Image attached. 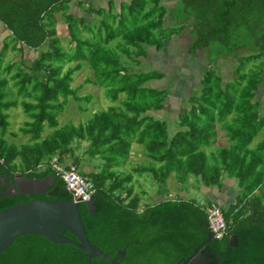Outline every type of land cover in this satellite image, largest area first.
I'll return each instance as SVG.
<instances>
[{
    "label": "trees",
    "instance_id": "obj_1",
    "mask_svg": "<svg viewBox=\"0 0 264 264\" xmlns=\"http://www.w3.org/2000/svg\"><path fill=\"white\" fill-rule=\"evenodd\" d=\"M71 1L0 0V25L8 34L0 46V211L32 199L54 200L45 195L4 198V179L50 177L49 190L57 187V199L69 200L50 161L57 158L78 169L97 160L91 171L80 173L93 183L95 209L89 214L81 202L78 210L90 244L110 258L127 247L117 264H181L196 248L204 264H264V110L256 99L264 81V0H175L182 17L174 14V24L167 27L166 16L173 10L164 0L123 1L117 12L113 2L108 9L88 5L86 16L69 13ZM56 14L66 23L65 43ZM182 33L189 39L188 52L217 45L214 61L232 60L233 70L224 78L208 63L198 92L178 110V124L170 132L167 121L154 116L164 108L168 86L150 85L165 74L139 67L150 49L160 52L164 42ZM24 49L36 54L30 64H3L8 51L22 54ZM85 67L110 105L84 123L60 126L57 116L69 97L91 100L71 87L74 72ZM10 80L17 97L34 99L20 102L29 119L21 133L29 138L19 147L5 139L8 111L18 104L9 99ZM220 131L228 145L208 152ZM260 135L262 140L250 148ZM134 145L146 160L128 169ZM145 174L157 194L170 179L183 185L191 178L194 186L205 188L231 185L237 196L228 209L221 208L222 239L206 242L210 201L167 192L156 204L141 207L134 186ZM63 235L74 239L67 230ZM0 264H87V254L28 234L0 253ZM91 264L107 263L95 258Z\"/></svg>",
    "mask_w": 264,
    "mask_h": 264
},
{
    "label": "rangeland",
    "instance_id": "obj_2",
    "mask_svg": "<svg viewBox=\"0 0 264 264\" xmlns=\"http://www.w3.org/2000/svg\"><path fill=\"white\" fill-rule=\"evenodd\" d=\"M82 2L81 6L78 5V2ZM127 0H72L69 4L70 9L69 13H73L75 16L85 15V12L89 7L88 5H94L97 8H106L108 9L109 2H113L116 7L114 12H117L119 9V5L121 2ZM89 2V3H88ZM92 3V4H90ZM163 4L167 8V10H173L171 13V17L169 14L166 16V20L164 22V27L168 25L174 24V18L176 15L180 13L181 7L179 5L176 6L175 0H164ZM176 6V8H175ZM92 6V8H94ZM182 15L178 14V18H181ZM56 22L57 30L59 32L62 43L68 41L67 33L62 32V30H66V23H64L63 15L56 14L54 18ZM2 30H0L1 33ZM1 43V42H0ZM189 47V39L184 33L173 36V39L170 42H164V48L160 52H155L150 49L148 52L147 58L142 60V63L139 69H142V72H148L151 70H158L165 74V77L159 81H154L150 83L152 87H166L168 89V99L164 103V108L161 111L155 112V117L163 119L167 121V126H169V131L177 126L178 124V110L182 106H187V100L191 95H194L198 92L196 87L200 86V81L202 75L208 67V63H211L210 68L217 71L224 78L231 77L233 70V61L226 59H214L217 58V45L213 47L215 49H206V50H198L195 53L188 52ZM36 57L34 51H24L23 52V61L26 64H30L33 59ZM19 56L15 52H7L6 57L4 58L3 64H7L13 61H16ZM71 65H74L73 63ZM93 80L92 72L90 69L85 67V69H80L73 74V80L71 83L72 88H77V95L79 97L90 96L91 100H78L76 101L72 97L67 99L66 104L62 112H60L57 116L58 125H65L72 123L77 125L79 123H84L94 111L99 109H105L110 105L109 100L106 98L104 94V90L94 85L91 81ZM12 81L10 80L7 85L8 91H11L13 94L9 98L14 100L18 99V104L16 107L11 108L9 113V127L7 128V134L5 135V139L9 144H12L16 147L21 146L22 144H26L28 142V136H24L21 133V129L24 127V123L29 121L26 117L22 104L20 103L22 99L27 102H34L32 98H23L17 97L14 93L15 88L11 85ZM170 87V88H169ZM256 99L261 102V109L264 110V81L261 83L259 91L257 93ZM48 131L45 132V134ZM224 132L220 131L217 135V141L213 145H211L207 150L214 152L218 146L228 145V142L224 136H222ZM12 134L16 136H12ZM44 134V135H45ZM262 135L256 137L253 142L249 145L250 148H254L256 144L262 140ZM133 148V147H132ZM129 161L132 163H142L145 161V157L142 154L140 148L131 149L129 155ZM70 162V161H68ZM98 161L93 160L90 162L89 166L78 167V172L83 174L82 172L88 173L91 171L90 169L97 164ZM134 166H126V168H130ZM147 177L146 174L143 175ZM143 178H140L141 180ZM146 183V184H145ZM194 180L189 179L185 184H179L175 182L173 179L168 180L167 185L160 191L161 194L157 195L158 188L156 184L151 180H147L143 182L142 180L139 182V187L134 186L135 192L141 196L142 200H148L145 198L143 193L149 194L148 196L152 197L153 201L149 202V206L156 204L157 199L160 196L167 192H171L174 195H182L184 198H193L198 202L205 197L203 194L198 192V188L201 186H194ZM232 187L231 185H228ZM228 186H226L228 188ZM164 191V192H163ZM235 191V190H234ZM143 205V204H142ZM141 205V206H142Z\"/></svg>",
    "mask_w": 264,
    "mask_h": 264
},
{
    "label": "water",
    "instance_id": "obj_3",
    "mask_svg": "<svg viewBox=\"0 0 264 264\" xmlns=\"http://www.w3.org/2000/svg\"><path fill=\"white\" fill-rule=\"evenodd\" d=\"M52 184L53 180L50 177L34 179L20 174L14 177V185L6 182L7 189L3 191L4 198L15 194L29 197L45 193L46 196L54 198V200L32 199L18 202L10 208L1 210L0 253L11 245L15 238L37 234L52 243L69 245L85 252L87 264H91V260L95 258L102 259L107 264H117L118 259L125 256L127 247L118 250L117 255L110 258L90 244L80 218L79 203L72 198L69 200L57 199L58 188L49 190ZM84 204L89 214H92L95 209L93 200L91 199ZM65 230L70 232L74 239L65 237L63 235ZM211 240L212 235L209 232L206 242ZM134 244L136 243L134 242ZM197 251L198 248L194 250L190 258L185 259L181 264L196 262V258L192 259V257L196 255ZM198 259H202V256H199Z\"/></svg>",
    "mask_w": 264,
    "mask_h": 264
},
{
    "label": "built area",
    "instance_id": "obj_4",
    "mask_svg": "<svg viewBox=\"0 0 264 264\" xmlns=\"http://www.w3.org/2000/svg\"><path fill=\"white\" fill-rule=\"evenodd\" d=\"M51 169L65 184L66 191L78 203H85L92 199L94 186L90 178L81 175L73 165H64L57 158L50 161ZM208 230L212 239L220 240L226 233V223L221 208L212 203L205 207Z\"/></svg>",
    "mask_w": 264,
    "mask_h": 264
},
{
    "label": "crops",
    "instance_id": "obj_5",
    "mask_svg": "<svg viewBox=\"0 0 264 264\" xmlns=\"http://www.w3.org/2000/svg\"><path fill=\"white\" fill-rule=\"evenodd\" d=\"M90 4H92V3H90ZM92 6L94 7L93 4H92ZM94 8H97V7H94ZM0 30H2L0 33V42H1L0 46H1L2 42L5 40L6 36H8V34L5 32V29L1 25H0ZM24 51H27V49H24ZM8 52L11 53V51H8ZM13 52H15L19 56V58L16 59V61L17 60H23V53L21 54V53H18L17 51H13ZM134 148L137 149V145H134L132 149H134ZM145 160H146V158H145ZM138 164L139 163H132L130 161L129 166H134V167H131V169H134L135 166H137ZM146 176L147 177L142 176L144 178V179H141L143 182H145L147 180H151L149 178V174H146ZM141 180L138 181L137 187H139V182ZM228 185L229 184H224V186L221 189L205 188L203 186L200 187L198 189V192L200 193V191H201V194H203L205 197H202V199L199 202L204 203V202L210 201L211 203H215L216 205H218L222 209H228L229 206L231 205V203L235 200V198L237 196V191H234V189L232 187H229ZM226 186H228V188ZM143 195L145 196V198H148V200L146 201V200L141 199L140 204L141 205L143 204L141 207H144L145 205H149V202L153 201L152 197L148 196L149 194L143 193ZM163 198L164 197L160 196V198H158L156 201L158 202V201H160V199H163Z\"/></svg>",
    "mask_w": 264,
    "mask_h": 264
},
{
    "label": "flooded vegetation",
    "instance_id": "obj_6",
    "mask_svg": "<svg viewBox=\"0 0 264 264\" xmlns=\"http://www.w3.org/2000/svg\"><path fill=\"white\" fill-rule=\"evenodd\" d=\"M6 182H9L11 185H14V179H6V181H4V185H6ZM1 192V191H0ZM41 195H45V193L41 194ZM201 256L200 253H196L195 256L192 257V259L196 258V262H190V264H204V260L203 257L202 259H198V257ZM190 258V257H189ZM188 259V258H187Z\"/></svg>",
    "mask_w": 264,
    "mask_h": 264
}]
</instances>
